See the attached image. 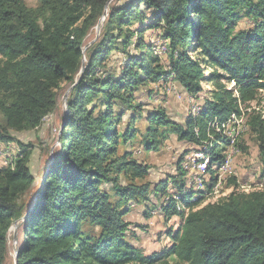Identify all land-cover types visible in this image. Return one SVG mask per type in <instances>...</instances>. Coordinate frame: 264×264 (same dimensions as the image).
I'll return each instance as SVG.
<instances>
[{
  "label": "trees",
  "instance_id": "1",
  "mask_svg": "<svg viewBox=\"0 0 264 264\" xmlns=\"http://www.w3.org/2000/svg\"><path fill=\"white\" fill-rule=\"evenodd\" d=\"M37 1L32 8L25 0H0V144L14 143L12 132L39 128L57 111L63 85L73 86L80 78L84 59L85 70L68 97L60 148L33 201L31 146L18 142L20 155L0 169V264L7 262L16 222L21 224L17 264H166L170 259L173 264H264V189L240 193L230 176L225 183L235 186L226 199L204 205L211 195L194 190L198 199L192 202L180 167L185 156L178 176L171 178L176 198L163 207L167 219L182 221L179 231L169 233L172 246L145 256L133 245L126 216L130 203L148 198L150 167L131 151L120 153L137 137L136 115L125 131L118 129L128 112L140 109L135 94L142 86L172 81L199 99L204 86L213 84L205 106L186 125L155 112L143 136L147 152L156 151L167 134L162 130L168 129L180 141L204 147L208 189L214 187L215 166L231 145L223 127L238 112V100L262 102L264 0ZM107 5L99 38L84 53L85 40ZM244 17L252 27L239 30ZM151 30H159L167 42V66L145 39ZM113 53L120 65L111 71L106 62ZM245 126L257 134L264 163L262 114L253 111ZM244 136L238 152L245 150L240 145ZM155 190L159 199L168 195V181ZM35 199L36 208L23 221ZM178 203L188 213L178 211Z\"/></svg>",
  "mask_w": 264,
  "mask_h": 264
},
{
  "label": "rangeland",
  "instance_id": "2",
  "mask_svg": "<svg viewBox=\"0 0 264 264\" xmlns=\"http://www.w3.org/2000/svg\"><path fill=\"white\" fill-rule=\"evenodd\" d=\"M117 1L118 0H109V4L113 5L117 3ZM25 2L32 8L38 5L37 0H25ZM103 23L104 21L101 25ZM252 24L253 23L249 18L244 17L240 21L239 30H248L252 27ZM96 37L97 26L85 40L84 53L87 51L85 47L89 46L96 39ZM145 39L152 45L153 54L157 57H161V62L164 66H167L168 61L164 56H162L166 54L165 49L167 47V42L161 40L159 30L148 31L145 35ZM118 56V54L113 53L110 60L106 62L108 69L110 68L109 70L112 71L119 69L120 64L117 59L120 57ZM71 87L72 86L70 84L63 85L62 90L60 91L59 106L57 111L46 117L39 128L22 133L12 132L16 141L8 145L0 144V169L8 168L12 161L20 155L21 150L18 146V142L23 145L31 146L32 154L29 168L30 172L35 177L36 184L30 201L31 199L33 201V197L41 186L44 176L53 161L55 153L60 148L61 131L63 128L62 115L65 110L64 97ZM204 88L205 92L200 94L199 99H197L186 94V92H183L182 87L175 82L172 83V81L166 82L164 80H160L155 85L150 84L146 87L142 86L135 94L136 103L140 105V109L136 113L128 112L123 118V123L118 127L119 131H125L127 126H130V123H132L131 116L133 114L136 115V120L135 123H133V126L136 127V130L138 131L137 137L130 145L127 144L125 148H122L120 153L123 154L125 151H131L134 158L150 167L147 177V181L151 185L148 198L138 204H135L134 202L130 203V212L126 216V221L130 223L127 238L133 245L140 249L145 256H152L155 253L169 249L172 246V239L169 237V233L175 234L179 231V228L182 225L181 219L176 222L171 220L168 221L164 214L165 212L163 211V207H167L169 205V201L171 199L170 197L176 198V188L172 184L171 178L178 176L179 163L181 158L184 156L185 161L180 164V167L184 172H186V187L192 196V202H195L198 199L196 196L198 194L195 192L196 190L194 191L191 181L193 166L190 165L200 164V161L193 164V160L191 159L194 155L201 151L200 149L204 148L191 145L186 141H180L176 133L168 129L162 130L166 131L167 134L165 139L162 141L163 143H160V145L157 146L156 151L153 150L147 152L144 147V141L146 140L143 136L148 125L147 119L154 115L155 112L163 111L167 117L175 123L182 126L186 125V120L190 116L198 115L203 109L206 97L208 96L210 98V95H206V91L213 90L214 85H205ZM227 88L228 90H232L234 89V86L232 84H227ZM150 92L153 93L152 98L148 97ZM234 97L239 99L236 92H234ZM260 98L262 102L259 104L261 105H258L257 102L244 104L238 100V112L232 114L231 117L233 116L239 118L243 112L246 124V119L248 120L249 115L253 111H257L260 112L264 118V93ZM118 112L119 110L116 109V113ZM231 117L229 119H231ZM232 121L233 120L231 119L228 123L231 125ZM229 124L227 126L225 125L226 128L230 126ZM208 132H210L211 139L215 140V135L211 133V129H209ZM246 132V134H244L245 136L240 141L241 148L243 147L245 150H242L241 152L239 151L236 156H234L231 162L232 170L230 173L220 177L216 171L215 175L218 177V182L216 184L218 191L211 196H207L204 205L207 203H215L221 199H226V197L233 192V186H235V183H232V185H230L228 181L227 184L225 183L227 178L230 176H233V179L237 181V189L240 193H250L264 189V163L262 161V156H260L258 136L253 131H247V128ZM210 143V141L205 142V144ZM202 164H205L203 160ZM7 165L9 166L5 167ZM218 166L219 165H216L215 167ZM207 175L209 176L208 181L211 183V174L208 169ZM166 181H168V195L159 199V197L156 196L155 189L160 183ZM105 189L112 194V190L109 186H106ZM177 209L178 211L188 213V211L184 209L180 203L177 204ZM20 229L21 224L18 223L10 230L9 256L6 264H15V250L17 249V236ZM165 263L173 264L174 261L170 259Z\"/></svg>",
  "mask_w": 264,
  "mask_h": 264
},
{
  "label": "bare ground",
  "instance_id": "3",
  "mask_svg": "<svg viewBox=\"0 0 264 264\" xmlns=\"http://www.w3.org/2000/svg\"><path fill=\"white\" fill-rule=\"evenodd\" d=\"M102 22H103V20L100 21V26H101ZM166 49H167V47H166ZM242 114H241L242 115V123L240 124L239 131H237L235 133L233 148H232V141H230L231 145L228 148V150L226 151L225 157H224L222 163L216 168L217 174L220 177L231 172V170H232L231 162H232L234 156H236V154L238 153V148H237L238 141L246 132L244 113L242 112ZM241 115H240V117H241ZM240 117L239 118L233 117L232 118L233 121H232L231 125L228 123L230 126H228L226 128V126L228 125L227 124L224 127L226 137L229 140H231V129H238ZM191 160H193V164H195L196 162L203 160V155L199 152L198 154L194 155V157ZM8 166L9 165H7L5 167H8ZM197 179H198V171L193 170L192 175H191V181H192V185H193L194 190L205 191L208 195H212L218 191L217 185H215L214 187H211V189H208V186H210V181H208L209 176L207 175V164L206 163L202 164L201 169H200V181L203 182V184L197 183Z\"/></svg>",
  "mask_w": 264,
  "mask_h": 264
},
{
  "label": "water",
  "instance_id": "4",
  "mask_svg": "<svg viewBox=\"0 0 264 264\" xmlns=\"http://www.w3.org/2000/svg\"><path fill=\"white\" fill-rule=\"evenodd\" d=\"M107 8H108V5L106 6V9H105V12H104V14H103V17H102V19L101 20H103V21H105V19H106V17H107ZM100 20V21H101ZM100 31H101V26H100V22L98 23V26H97V37H96V39L92 42V43H94L98 38H99V35H100ZM91 43V44H92ZM90 44V45H91ZM89 45V46H90ZM89 46H87V47H85V49H88V47ZM84 70H85V59L83 60V66H82V70H81V75H80V78L78 79V81H76V83L69 89V91L67 92V94L65 95V97H64V104H65V112H67V100H68V97H69V94L71 93V91L74 89V87L81 81V79H82V74L84 73ZM65 124L63 125V128L62 129H64L65 128ZM52 168V165H50L49 166V168H48V170H50ZM42 189V187H40V190ZM40 190H39V192H40ZM37 199H35V201H34V204L30 207V209L28 210V212L26 213V215L24 216V218L22 219L23 221H26L29 217H30V215H31V213L33 212V210L36 208V206H37ZM19 222H16L13 226H16L17 224H18ZM15 264H17V250H15Z\"/></svg>",
  "mask_w": 264,
  "mask_h": 264
},
{
  "label": "built area",
  "instance_id": "5",
  "mask_svg": "<svg viewBox=\"0 0 264 264\" xmlns=\"http://www.w3.org/2000/svg\"><path fill=\"white\" fill-rule=\"evenodd\" d=\"M162 56H164V55H162ZM172 83H174V82H172ZM243 115V114H242ZM242 115H241V117H240V120H239V124H238V129H231V140H229V141H232V148H233V145H234V136H235V133L237 132V131H239V129H240V124L242 123ZM227 165V164H226ZM190 166H193V170L194 171H198V179H197V183H199V184H203V182H201L200 181V169H201V166H202V161H200V164H198V165H190ZM208 191V190H207ZM202 196H206V195H202ZM201 196V197H202Z\"/></svg>",
  "mask_w": 264,
  "mask_h": 264
},
{
  "label": "crops",
  "instance_id": "6",
  "mask_svg": "<svg viewBox=\"0 0 264 264\" xmlns=\"http://www.w3.org/2000/svg\"><path fill=\"white\" fill-rule=\"evenodd\" d=\"M190 158H191V157H190ZM179 219H181V218H180V217H177V216H174V217H172L171 219H168V221L171 220V221H173V222H174V221L176 222V221L179 220Z\"/></svg>",
  "mask_w": 264,
  "mask_h": 264
}]
</instances>
